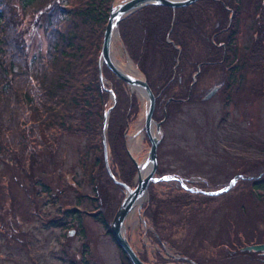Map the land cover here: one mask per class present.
I'll return each mask as SVG.
<instances>
[{"label":"rangeland","instance_id":"374dc122","mask_svg":"<svg viewBox=\"0 0 264 264\" xmlns=\"http://www.w3.org/2000/svg\"><path fill=\"white\" fill-rule=\"evenodd\" d=\"M123 1L113 0L112 4ZM218 1L226 9L220 4V9L216 7L214 13L211 9V23L201 20L203 36L210 31L216 33L215 27L222 26L228 15L229 24H235V52L247 53L259 35L255 29L256 0H242L239 15L234 18L232 0H215ZM57 2L61 9L66 8L64 0ZM47 4L44 2L39 6L38 12L47 11ZM14 6L19 7L17 0ZM207 16L209 13L202 18L208 21ZM58 18L65 21L68 16ZM17 19L19 23V16ZM35 19L36 15L28 16L24 25L30 57L45 53L48 43L43 23L45 17L40 16L33 24ZM227 28L222 31L227 32ZM111 47V56L116 61L125 65L130 60L144 78L128 57L118 33L114 35ZM199 49L200 53L192 51L191 54H204V48ZM210 75L218 79L214 78L196 90L189 102L183 101L182 105L168 110L170 115L163 119L160 128L162 138L157 148L155 178L148 185L141 206L136 204L124 219L125 235L146 264H189L191 259L199 264H264L262 252H237L245 246L264 244V190L258 192L251 183L264 177V78L259 72H246L239 97L232 103L224 99L223 78L213 71ZM118 80L105 79L103 82L109 89L119 90L120 86L123 98L124 94L128 98L124 100L134 96L136 110L129 115L125 144L128 155L142 163L150 148L143 129L148 99L127 85L121 86ZM260 82L263 84L258 85ZM252 85L257 91L261 88L263 95H250L247 88ZM213 90L214 94L205 99L204 96ZM152 91L156 99V93ZM163 102V99L155 102L152 116L155 122H161L164 117ZM115 104L110 94L109 107ZM152 128L157 134L155 125ZM5 137L10 141V136L6 134ZM132 137L139 139L135 149H132ZM37 142L30 144L33 152L41 148ZM51 146L54 152L44 153L42 157L49 163L45 165V174H40L45 187L30 180L22 185L19 174L8 171L0 161V175L6 177L0 180V264H126L117 242L91 216L94 204L81 200L78 209H86L87 213L81 215L80 225L74 215L63 212L77 201V189L70 179L72 175L81 181V190H90L88 182L81 179L83 172L78 165L79 150L85 148L88 152L87 140L65 133ZM11 147L6 152L1 151L0 156L10 155ZM115 155L121 156L124 162L127 160L121 149H117ZM115 155L107 152L108 166L120 176ZM132 163L126 164L127 171L132 169ZM136 172L137 168L131 181L132 188L137 183ZM46 186L50 193L42 191ZM102 188L105 195V188L109 190L106 181ZM125 194L126 190L121 192L112 187L110 206L118 205ZM176 195L191 198L188 197L189 204L179 211L173 202H169L171 198L176 199ZM147 206L154 217L145 215ZM114 212L112 207L111 219ZM153 228L158 229L159 237L154 236ZM233 252H236L233 256L225 254Z\"/></svg>","mask_w":264,"mask_h":264},{"label":"trees","instance_id":"16d2710c","mask_svg":"<svg viewBox=\"0 0 264 264\" xmlns=\"http://www.w3.org/2000/svg\"><path fill=\"white\" fill-rule=\"evenodd\" d=\"M64 1L65 9L60 8L57 0H17L19 7L14 6L16 0H0V152H6L11 147L8 143L12 145L10 155H1L0 161L8 171L19 174L22 185L30 180L33 184L45 187L40 174H45V165L49 163L42 158L44 153L54 152L51 145L59 141L60 135L68 133L83 137L89 147L87 153L85 148L79 150L78 165L83 172L81 179L88 182L90 190H81V181L72 175L70 179L77 189V201L63 212L74 215L80 225L81 215L87 212L86 209H78V206L82 199L88 200L89 204H94L91 216L103 225L105 232L114 240L110 231L112 207L116 212L123 198L118 205L110 206L112 199L109 192L112 187L121 192L125 188L108 176L104 166L103 120L110 106V91L103 80L114 82L116 77L106 65L101 68L99 65L103 34L113 0ZM44 2H48L45 6L47 11L38 12ZM220 4L215 0H198L187 7L176 9L148 4L118 24V35L128 57L146 78L149 88L155 91L156 100H164L162 105L166 106L167 116L172 106L182 105L183 101L189 102L196 90L217 78L211 77V71L219 74L220 79L223 78L221 89L227 102L235 100L236 103L246 72H259L264 78V0H256L255 29L259 35L252 48L248 49L249 52L246 50L247 53L243 54L235 52V24H229L226 18L228 15L220 25L222 28L215 27L216 33L210 31L204 37L201 32V20L211 23L212 10L214 13L216 7L220 9ZM226 4L230 7V4ZM241 4L242 0H232L235 7L233 18L239 15L238 7ZM207 13L208 21L202 18ZM33 15H36L37 20L42 15L45 17L43 23L48 43L45 53L30 57L24 25L28 16ZM62 15L68 16V19L63 22L59 20L58 17ZM17 16L21 19L19 23ZM225 27H228L225 30L227 32L222 31ZM196 45L198 47H193ZM202 47L204 54H191L192 51L200 53L199 48ZM197 67L199 73L193 79ZM100 70L103 80L100 79ZM118 82L121 86L127 85L121 79ZM110 89L116 104L109 111L107 120V151L115 155L117 149H121L127 158L124 162L121 156L115 155L120 176L112 168L111 171L120 182L131 187L136 166L132 163V169L126 170V164L133 161L127 153L125 136L130 126L129 115L132 110H136V105L133 94L129 100L124 94L127 103L123 108L126 100L120 86V93L116 88ZM247 89L250 95L262 94L261 88L257 91L256 86ZM6 134L10 136V141L5 139ZM36 142L41 148L36 152L35 145L33 152L30 144ZM100 169L105 173L102 174ZM2 179H6L4 174L0 175ZM105 181L109 190L105 188L103 195L102 185ZM252 181L255 190H264V177ZM42 191L50 193L47 186ZM188 197L176 195V199L171 198L169 202H173L179 211L189 204L186 201ZM149 209L147 206L145 215L154 217ZM153 229L154 236L159 237L158 229ZM119 249L125 263L131 264L126 253ZM243 251L247 252L241 249L237 252ZM234 253L225 254L233 256ZM189 264L199 263L191 259Z\"/></svg>","mask_w":264,"mask_h":264},{"label":"water","instance_id":"95a60500","mask_svg":"<svg viewBox=\"0 0 264 264\" xmlns=\"http://www.w3.org/2000/svg\"><path fill=\"white\" fill-rule=\"evenodd\" d=\"M198 0H124L123 2L119 4H113L109 11V18L106 23V28L104 30V38L102 42V49L100 52V68L102 65H106L108 69L116 76V78L121 79L124 81L127 86L132 89V87H140L142 89L143 95L146 96V99H148V104L146 107V113L144 117L145 125L143 127L144 131L147 134L148 141L150 143V148L148 151V156L146 160H144L142 163H137L136 160L133 158L132 155L129 154L130 158H132V161L134 165L137 168L136 176H137V183L134 186V188L128 187L125 183L122 181L120 182L111 172L110 166H108V156H107V150L108 146L106 144V128H107V120L109 116V111L111 110V107H109L104 115V126H103V145H104V164L106 167V171L109 177L112 178V180L119 184L120 186H123L126 190V194L123 197L124 199L118 206L116 212L114 213L112 217V222L110 225V231L112 232V236L117 242L118 246L121 248V250L126 253L128 260L131 264H146L143 262L137 252L134 251L130 241H128L125 231H124V222L127 215L133 210V207L137 204L138 206H141L142 199L144 198V195L147 193L148 185L154 180L155 178V171L157 169V162H158V153L157 148L160 144L159 141L161 140V122H155L152 119L153 112H154V106H155V96L152 91V88H149L146 78L141 77H134L130 74H126L119 68H117L113 60L111 58V44L112 40L114 38V35L118 33V27L119 22L122 21L126 16L132 14L135 12V10L142 8L148 4L150 5H161L165 7H171L172 9H176L178 7H187L192 3H195ZM199 73V67L198 71H196L195 76ZM100 79L103 80L102 73L100 70ZM104 81V80H103ZM217 87H215L216 90ZM110 91V94L112 95V100L115 103V97L113 94V91L111 89H107ZM133 90V89H132ZM215 90L210 92L209 94L205 95V99L210 98L211 95L214 94ZM155 125L157 134H153L152 127ZM128 153V151H127ZM146 166H149V171L142 176V169ZM244 250L248 251H259L264 254V244H254L252 246H245L243 247Z\"/></svg>","mask_w":264,"mask_h":264},{"label":"bare ground","instance_id":"6f19581e","mask_svg":"<svg viewBox=\"0 0 264 264\" xmlns=\"http://www.w3.org/2000/svg\"><path fill=\"white\" fill-rule=\"evenodd\" d=\"M111 58H112V60H113V63H114V65L117 67V68H119L120 70H122L123 72H125L126 74L128 73V74H130V75H132V76H134V77H140V75H139V73H138V71L136 70V68L135 67H133V65H132V62L129 60L128 62H127V64H125V65H121L118 61H116L115 60V58H113L112 56H111ZM132 89L134 90V91H137V92H140V93H142V89H140V87H132ZM143 94V93H142ZM152 132H153V134H154V131H153V128H152ZM132 149H135L136 148V143H139L138 141H139V139L137 138V137H132ZM149 171V166H146L145 168H143L142 169V176L144 175V174H146L147 172Z\"/></svg>","mask_w":264,"mask_h":264},{"label":"flooded vegetation","instance_id":"af4514ba","mask_svg":"<svg viewBox=\"0 0 264 264\" xmlns=\"http://www.w3.org/2000/svg\"><path fill=\"white\" fill-rule=\"evenodd\" d=\"M170 100H172V99H170ZM170 100H169V101H170ZM179 101H180V100H179ZM163 109H164V117H163L162 119H165V117L167 116L166 106H164ZM162 119H161V121H162ZM164 121H165V120H164Z\"/></svg>","mask_w":264,"mask_h":264}]
</instances>
